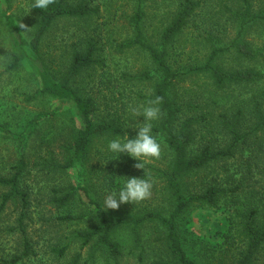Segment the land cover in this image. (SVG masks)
<instances>
[{
  "label": "trees",
  "instance_id": "1",
  "mask_svg": "<svg viewBox=\"0 0 264 264\" xmlns=\"http://www.w3.org/2000/svg\"><path fill=\"white\" fill-rule=\"evenodd\" d=\"M128 1L132 39L126 42L127 47L137 46L146 52L154 67L156 75L146 71L142 77L151 82L148 101L156 96L163 97L161 115L153 122V132L165 145L166 161L158 166L148 162L144 171L146 177L152 178V191L164 199L165 204L161 208L152 204L147 207L137 203L123 204L117 210H105L106 195L92 198L89 194L90 176L98 173L102 159L104 169L109 172L104 186L108 192L116 188L113 163L119 172L125 170L119 174L121 177H142L143 170L127 171V165H123L127 159L125 155L112 160L115 157L107 149L108 141L114 135L123 136L128 132V117L108 110L110 106L100 114L95 98L82 86L77 87L82 85L76 82L77 77L101 62L96 47L98 40L94 36L87 37L83 51L72 54L64 77L48 78L37 93L39 97L71 105L80 122V127H71L65 139L56 138L50 142L56 146V152L50 151V163L61 170H78L82 185L76 189L83 192L92 206L94 228L77 232L75 238L82 241V246L93 242L95 250L107 253L113 259L122 257L127 250L140 263L152 255L159 260L158 264H195L182 247L179 220L194 209L224 205L231 208L229 231L224 235V249L210 264H264V55L254 47L252 39L246 38L252 27L261 28L264 33V5L254 12L250 0H178L153 44L151 39H146L149 0ZM205 5L217 8L216 14H212L215 17L212 25L219 27L221 21L235 23L236 32L225 41L228 43L214 39L211 33L205 36L198 33L192 41L184 38L187 27L196 23L197 10ZM93 15L90 0L51 1L41 12L39 28L33 37L29 41L21 40L20 46L24 50L0 51V57L8 62L2 73L18 70L26 53L38 57L44 36L58 19L89 20ZM197 39L210 46L204 61L178 59L187 44ZM228 57H232L238 67H228V63L225 64ZM200 76L208 82V88L201 89L196 81H191ZM187 79L196 85L197 91L181 87ZM235 90L242 91L238 94L242 97L236 96L235 102L226 110L221 109L220 119L216 118L218 126L208 121L210 110L219 102L225 103ZM199 126L206 132L201 133ZM219 134L221 141L217 139ZM227 161L233 162L231 173L224 166ZM15 166V172L10 173L9 178L0 176V186L9 188L1 197L0 212L8 201L17 197L25 205V194L19 190V178L26 166L24 154ZM76 189L58 201L67 203ZM23 216V213L19 216V226ZM20 234L23 241L21 257H27L30 244L23 229ZM63 252L64 249L59 250V253ZM21 257L13 256L0 264H17ZM79 258L77 254L70 264H78Z\"/></svg>",
  "mask_w": 264,
  "mask_h": 264
},
{
  "label": "rangeland",
  "instance_id": "2",
  "mask_svg": "<svg viewBox=\"0 0 264 264\" xmlns=\"http://www.w3.org/2000/svg\"><path fill=\"white\" fill-rule=\"evenodd\" d=\"M177 2L178 0L147 2L146 39H151L150 43H155L161 26L166 23ZM250 2L254 12L263 8L264 0ZM33 5L34 0H0V51L24 50L20 46L21 40L29 41L33 37L44 10L34 8ZM90 7L95 15L89 20L69 17L58 19L44 36L39 56L26 53L18 70L2 73L8 62L0 57V176L9 178L10 173L15 172L13 167H16L18 158L22 154L26 156V166L19 178V190L25 194V205L17 197L8 201L0 212V261L22 256L20 229H23L30 244V252L27 257H21L17 264H70L77 254L80 255L78 264H158L159 260L152 255L140 263L127 250L122 257L113 259L107 253L95 250L93 242L82 246V241L75 238V234L94 228V222L92 206L83 192L76 189L78 185H82L81 176L77 169L61 170L50 163V151L56 152L55 144L50 143L52 139H65L71 127H80V122L71 105L39 97L37 93L48 82V78L64 77L72 54L83 51L87 37L94 36L98 40L96 47L101 62L92 70L81 73L76 82L82 83L77 87L82 86L95 98L100 114L110 106L108 110L116 111L124 118L127 116L126 124L130 127L127 134L130 138L134 137L137 130L131 124L142 122L143 117L132 122L137 117L132 115L130 108L146 105L151 96V82L142 77L146 71L156 75L154 67L146 52L137 46L127 47L126 43L132 39L128 18L131 14L129 1L90 0ZM216 12L215 5H205L198 9L196 23L187 27L184 38L192 41V37L198 33L203 36L211 33L214 39L228 43L225 41L231 39L236 32L235 23L221 21L219 27L212 25L215 21L212 14ZM246 38L252 39L254 47L264 55V33L261 28H250ZM209 52L210 46L197 39L187 44L178 59L187 62L200 59L202 62ZM226 60L228 67H238L232 57ZM262 70L264 71V66ZM191 81H196L201 89L208 88V82L202 76L192 78ZM181 85L197 91L196 85L190 84V79ZM179 92L181 94V90ZM241 93L242 91L235 90L225 103L216 104L210 110L207 120L218 126L216 118L220 119L218 115H222L221 109L226 110ZM199 129L201 133L206 132L200 126ZM159 135L160 132L157 136ZM217 139L222 140L221 134ZM160 144V157L150 161L156 166L166 161L165 145L162 142ZM124 155L127 158L123 164L127 165L126 170L132 169L135 172L136 161L131 158L129 161L128 156ZM236 156L239 157L238 154ZM55 159L57 161L59 157L56 155ZM104 163L102 159L98 173L90 176L92 186L89 194L92 198L110 193L104 188L107 185L105 176L109 174L103 167ZM232 163L227 161L224 165L230 173L233 171ZM113 165V185L117 187V181L124 179L119 174L125 170L119 172L117 165ZM72 189H76L73 196L67 203L61 204L58 200L71 193ZM8 191L9 188L0 186V203L2 195ZM163 201L151 190V196L137 204L145 207L152 204L153 207L157 205L161 208L165 204ZM21 213L24 216L19 226ZM68 215L73 218L66 219ZM230 215L231 208L220 205L218 208L194 209L179 220L182 247L195 264H210L224 249V235L229 231ZM60 249H64V252L59 253Z\"/></svg>",
  "mask_w": 264,
  "mask_h": 264
},
{
  "label": "clouds",
  "instance_id": "3",
  "mask_svg": "<svg viewBox=\"0 0 264 264\" xmlns=\"http://www.w3.org/2000/svg\"><path fill=\"white\" fill-rule=\"evenodd\" d=\"M50 3L51 0H34L33 7L43 10ZM162 102L163 97L156 96L146 105L131 107L130 112L137 117L135 120H131L132 122L143 117L142 122L131 124V127L137 130L136 135L131 138L127 133L123 136L114 135L108 141L107 149L115 157L112 160L126 154L136 161L134 167L142 169L143 175L142 177H123L124 179L118 180L117 187L107 194L103 201L105 210H117L123 204L139 203L151 196L153 182L150 176L146 177L144 165L151 160L158 159L161 155V144L153 134V122L160 118Z\"/></svg>",
  "mask_w": 264,
  "mask_h": 264
}]
</instances>
